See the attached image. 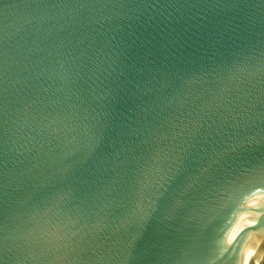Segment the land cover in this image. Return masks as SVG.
<instances>
[{
	"label": "water",
	"instance_id": "water-1",
	"mask_svg": "<svg viewBox=\"0 0 264 264\" xmlns=\"http://www.w3.org/2000/svg\"><path fill=\"white\" fill-rule=\"evenodd\" d=\"M264 0H0V264H264Z\"/></svg>",
	"mask_w": 264,
	"mask_h": 264
},
{
	"label": "snow or ice",
	"instance_id": "snow-or-ice-1",
	"mask_svg": "<svg viewBox=\"0 0 264 264\" xmlns=\"http://www.w3.org/2000/svg\"><path fill=\"white\" fill-rule=\"evenodd\" d=\"M260 171H261V175L264 176V168H261Z\"/></svg>",
	"mask_w": 264,
	"mask_h": 264
}]
</instances>
